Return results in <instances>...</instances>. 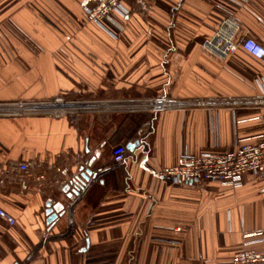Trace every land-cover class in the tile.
Listing matches in <instances>:
<instances>
[{
	"label": "crops",
	"instance_id": "obj_1",
	"mask_svg": "<svg viewBox=\"0 0 264 264\" xmlns=\"http://www.w3.org/2000/svg\"><path fill=\"white\" fill-rule=\"evenodd\" d=\"M82 1L0 0V104L264 97V60L203 48L227 17L264 46V0H126L116 36L86 19ZM261 143L264 106L0 115V208L16 219H0V264H230L246 235H264V175L233 188L161 172L183 153ZM22 162L46 181L11 185L6 171ZM87 170L95 176L70 197ZM48 202L58 210L49 224Z\"/></svg>",
	"mask_w": 264,
	"mask_h": 264
},
{
	"label": "built area",
	"instance_id": "obj_2",
	"mask_svg": "<svg viewBox=\"0 0 264 264\" xmlns=\"http://www.w3.org/2000/svg\"><path fill=\"white\" fill-rule=\"evenodd\" d=\"M126 0H84L81 9L89 22L95 23L116 36L115 28L123 21L128 12L123 3ZM204 50L215 58L223 61L242 48L257 60H264V46L257 40L247 36L232 17L225 18L216 28L212 37L205 41ZM107 104V106H105ZM105 106V107H104ZM263 107L264 97L237 99H197L177 100L170 97H155L151 99H131L123 102L92 100L70 101L57 97L49 102H18L0 104V115L27 116L49 114L55 117H65L70 114L100 113L126 111L130 113L148 112L161 113L169 110L216 109L222 107ZM113 161L121 164L125 161L127 148L118 145L113 149ZM57 174L69 171L67 164L55 168ZM32 164L22 162L12 164L6 171L7 181L18 185L23 192L31 190L32 183L38 185L46 181L44 176L31 179ZM251 174L256 177L264 175V143L244 144L236 152L203 153L193 155L183 153L177 164L165 168L161 175L168 177L175 184L189 182L220 183L239 188L244 176ZM59 183L58 178L56 179ZM2 183V182H0ZM0 219L9 226L16 225V219L0 208ZM261 236L259 240H249L252 236ZM246 235L247 240L232 256L230 264H264V251H258L251 246L264 241V235Z\"/></svg>",
	"mask_w": 264,
	"mask_h": 264
},
{
	"label": "water",
	"instance_id": "obj_3",
	"mask_svg": "<svg viewBox=\"0 0 264 264\" xmlns=\"http://www.w3.org/2000/svg\"><path fill=\"white\" fill-rule=\"evenodd\" d=\"M135 144H129L128 149L133 150ZM95 176L94 172L91 170H87L81 177L76 178L74 181L71 182V185H73V189H71V192L69 193V196L78 195L80 191L84 188L86 183L89 181L90 177ZM70 187L64 188V191H68ZM46 215L48 217L47 223L53 222L58 217V210H56V207H52V203H47V211Z\"/></svg>",
	"mask_w": 264,
	"mask_h": 264
},
{
	"label": "rangeland",
	"instance_id": "obj_4",
	"mask_svg": "<svg viewBox=\"0 0 264 264\" xmlns=\"http://www.w3.org/2000/svg\"><path fill=\"white\" fill-rule=\"evenodd\" d=\"M140 99V98H139ZM142 99V98H141ZM143 99H145V98H143ZM135 100V99H134ZM48 102V101H47ZM68 116V115H67Z\"/></svg>",
	"mask_w": 264,
	"mask_h": 264
}]
</instances>
